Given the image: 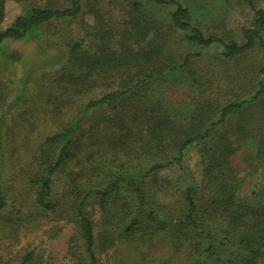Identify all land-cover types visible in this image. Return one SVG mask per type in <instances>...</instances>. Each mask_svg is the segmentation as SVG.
Returning <instances> with one entry per match:
<instances>
[{
  "label": "rangeland",
  "instance_id": "rangeland-1",
  "mask_svg": "<svg viewBox=\"0 0 264 264\" xmlns=\"http://www.w3.org/2000/svg\"><path fill=\"white\" fill-rule=\"evenodd\" d=\"M4 1L6 18L0 30L12 25L32 5H45V0ZM178 1L193 10L195 22L207 35L244 42V31L253 25L254 12L246 0ZM255 2L264 7V0ZM135 3H142L143 8L137 10ZM171 11L169 7H156L152 0H83V14L79 17L48 24L40 38L6 40L2 44L0 187L7 206L0 209V264H22L29 254L27 264H89L75 217L76 206L80 193L90 181H95L96 174L104 171L111 177L108 170L120 167L122 161L112 144L117 134L114 129H106L107 126L96 130L94 145L80 152L77 159L54 177L51 199L58 205L56 212L38 204V186L34 182L35 176L45 174L47 164L56 160L61 148L58 144L49 145L46 139L69 127L77 119L78 110L92 96L128 85L132 75L142 71V65L135 69L120 49L134 16H148L150 36L166 38L165 56L172 55L180 62L188 52L201 51L186 42L180 31L169 27ZM79 38L84 43L78 53L81 56L70 60L67 41ZM219 50L218 46L202 50V57L192 62L187 73L178 74L173 83L154 85L142 104L147 110L142 112L150 113L151 96H154L170 107L172 114L187 113L196 97L194 86L206 92L214 106L254 97L260 85H264L261 71L264 41L231 60L219 59ZM191 71L196 77L186 83ZM74 77L85 82L78 81L73 86L70 78ZM88 83L94 85L91 91H75ZM100 115L101 111L97 117ZM243 117L250 132H264V92ZM143 119L148 125L146 118ZM240 119V115H234L227 127H236L234 123ZM235 134L229 133L230 142L238 148L229 156L230 168L236 177L244 180L243 192L247 194L256 183L260 188L264 186V166H258L256 151ZM199 162L200 155L191 149L185 165L199 174ZM180 176V170L173 165L152 175L146 185L154 200L167 202L169 210L177 216L182 211L178 200L184 186ZM88 209L95 221L99 264H192L194 248L190 244L179 245L171 231L173 225L137 230L129 242L116 233L111 235L117 236L116 243L108 245L103 238L110 235L112 224L106 220L105 224L99 205Z\"/></svg>",
  "mask_w": 264,
  "mask_h": 264
},
{
  "label": "trees",
  "instance_id": "trees-1",
  "mask_svg": "<svg viewBox=\"0 0 264 264\" xmlns=\"http://www.w3.org/2000/svg\"><path fill=\"white\" fill-rule=\"evenodd\" d=\"M152 1L156 7L171 8L169 27L180 31L186 42L198 46L201 51L188 52L180 62L172 55L165 56L166 38L156 34L150 36L148 16H134L120 49L125 60L132 61L135 69L142 65V71L132 75L128 85L92 96L78 110L77 119L69 127L46 139L49 145L58 144L61 148L56 160L47 164L45 174L35 176L38 204L51 212L58 210L57 203L51 199L54 177L77 159L80 152L91 148L94 132L107 126L106 129H114L117 134L112 144L122 163L118 169L108 170L111 177L104 171L96 174L95 181H90L87 189L80 193L75 211L89 264H99L95 221L88 209L97 205L104 221L113 226L109 229L110 235L103 238L108 245L116 243L117 236L129 242L137 230L173 225L171 231L179 245L190 244L194 248L192 264H264V186L260 188L256 183L250 193L244 194V180L233 174L229 158L238 150L234 142H230L229 133L233 131L235 137L242 138L256 151L258 166H264V132H250L243 117L264 92V85H260L254 97L222 107L214 106L207 93L194 86L195 104L192 103L193 109L191 107L189 112L172 114L170 107L154 96H151L150 113L142 112L145 109L142 104L151 95L147 92L158 83H173L178 74L187 73L192 62L202 57V50L218 46V58L226 61L263 43L264 7H259L255 0H246L254 12V21L252 27L244 31V42H239L205 34L195 22L193 10L181 1ZM133 5L137 10L143 8L142 3ZM82 14L83 0H45V5L34 4L17 16L12 25L0 30V48L6 40L40 38L48 24ZM5 18V1L0 0V27ZM67 45L70 46V60L81 56L78 53L84 46L82 39H71ZM98 50L104 52L105 49ZM261 71L264 74V67ZM194 77L191 71L186 83L193 82ZM78 81L85 82L70 78L73 86ZM93 86L88 83L75 91L88 92ZM99 111L101 115L97 117ZM234 115H240L241 119L234 123L236 127H227ZM191 149L200 155L199 174L184 163ZM2 153L0 128V156ZM173 165L180 170V182L184 183L178 200L182 207L179 216L169 210L167 202L154 200L146 189L148 178ZM6 206L0 187V209ZM116 233L117 236H111ZM30 258L31 254L22 264H27Z\"/></svg>",
  "mask_w": 264,
  "mask_h": 264
}]
</instances>
